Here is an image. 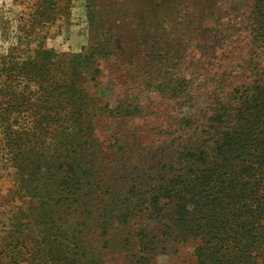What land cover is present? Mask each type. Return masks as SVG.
I'll list each match as a JSON object with an SVG mask.
<instances>
[{"label": "trees", "instance_id": "16d2710c", "mask_svg": "<svg viewBox=\"0 0 264 264\" xmlns=\"http://www.w3.org/2000/svg\"><path fill=\"white\" fill-rule=\"evenodd\" d=\"M115 1L105 14L98 0H87L91 17L109 31L87 52L48 47L38 35L36 44L24 29L26 42L21 38L2 58L0 157L13 169L18 195L30 202L26 225L39 221L43 231L30 238L32 246L16 244L10 264H109L120 257L123 264H152L158 254L189 242L197 243L194 264H264V0H249L245 26L253 57L262 58L245 64L248 74L239 84L227 73L218 79L194 57L191 74L174 77L175 58L154 49L169 34L158 29L169 27L166 17L197 21L191 11L177 14L182 6L191 10L194 0H174L169 11L164 1ZM72 6L73 0H63L66 19ZM227 30L219 25L215 35L223 58L229 57L224 46L234 50ZM186 32L193 35L191 28ZM188 45L162 48L175 47L179 55ZM127 48L125 62L120 53ZM110 57L112 71H123L124 93L115 105L90 106L82 84L105 76ZM148 92L191 106L202 92L205 103L177 116L172 131L156 127L145 145L137 129L114 142L102 139L99 112L142 119ZM92 235L96 245L86 248ZM70 238L76 239L71 254Z\"/></svg>", "mask_w": 264, "mask_h": 264}, {"label": "rangeland", "instance_id": "374dc122", "mask_svg": "<svg viewBox=\"0 0 264 264\" xmlns=\"http://www.w3.org/2000/svg\"><path fill=\"white\" fill-rule=\"evenodd\" d=\"M153 1L155 4L157 1L166 2V11L174 6V0ZM99 3L103 12L109 14L114 10L115 6L113 5L116 1L98 0ZM62 5L63 0H0V64L3 62V57L12 52L14 47L20 45L21 38L25 40L24 29L26 36L33 34L38 38L37 40L33 39L36 44L41 41L38 37L40 36V38H44V43L48 47L63 51L87 52L91 46L104 43V34L108 31V27L102 20L91 17L89 13L91 9L87 6V0H73V6L67 19L60 10ZM182 7L181 10H177L179 16L184 18L183 13H190L189 11H191L198 15L197 21L190 22L183 19V22L174 20L171 23L170 19L174 14L166 17L165 24L169 27L158 29L161 34L165 32H169V34L163 37L162 44H155L154 46L158 53L163 54L168 51L165 56L171 61L175 60L174 65L170 68L173 73L170 72L169 74H173L174 77L190 75V68L192 67L190 61L194 57V60L200 62L205 69L210 67L213 71H217L219 73L216 76L218 79H225L227 77L225 73H227L234 78L233 80L228 77L229 80H238L235 82L236 84L245 80L248 74V71L244 69L245 64L250 63V66L252 60H254V64L255 61H261L262 58L261 56L258 59L253 57L251 41L248 43L245 35V26L248 24L246 18L252 11V4L249 0H194L191 10L190 7ZM209 13H215L216 16H209ZM51 16L54 17L48 21ZM158 17L157 19H160L163 14ZM217 17H219L218 20ZM36 18L39 21H35ZM219 25H222L224 29H229L225 34L227 36L226 41L234 46V50L229 53V50L224 46V51L230 58H223L222 48L218 46L220 38L215 35ZM189 28L193 31L192 36L186 32ZM187 41L191 45H188L179 55L175 52V47H166L168 50L165 51L162 48L165 47V43L172 42L176 47L183 49ZM150 43L152 42H148L147 45ZM127 50L129 52L120 53V56L126 57L125 62L129 60L130 55L128 54L132 51L128 48ZM215 56L218 57L215 58ZM173 58L175 59L172 60ZM96 59L103 64L104 59H100V56H97ZM109 60L110 62L107 64V69H109L105 70V76L99 80L88 79L82 84L83 90L90 97V106H101L106 101L115 105L116 99L124 93L119 87L120 79H122L120 75L123 71L115 70L116 72H113L112 69L115 67L113 60L115 59L110 57ZM200 63L195 69L198 70L200 76L204 77L205 71L202 70V67L200 68ZM227 64L230 65L226 67ZM261 65H264V62ZM225 70L226 72H224ZM225 85H231V81L230 84L227 82ZM204 97L205 93H198L194 105L191 106L156 92L151 95L148 92L141 100L145 109L142 119L125 120L124 117L112 115L103 110L99 112L100 115L95 117L96 131L108 143L114 142L116 135L120 133L128 135L131 134L132 130L137 129L140 143L145 145L154 138L153 134L156 133V127L162 126L172 131L177 125V116L180 117L201 109L205 103ZM7 167V164L0 157V264H10L9 260L16 244L21 247L32 246V243L29 242L30 238H38L43 232L39 221L33 220L30 225H26L24 212H26V205L30 202L26 200L25 195L21 198L18 195L19 190L13 169ZM93 238L94 235L88 239L86 248H92L96 245L95 241H92ZM75 241V238L69 239L70 254L75 251ZM8 243H11L10 247H7ZM196 244L195 242L180 244L177 249L162 252L154 258L152 264H194ZM109 264H123V258L120 257Z\"/></svg>", "mask_w": 264, "mask_h": 264}]
</instances>
